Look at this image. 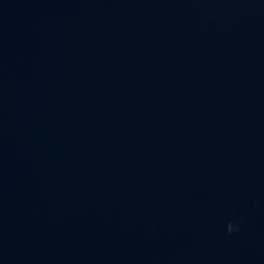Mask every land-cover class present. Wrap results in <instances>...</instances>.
Returning <instances> with one entry per match:
<instances>
[{"label":"water","instance_id":"95a60500","mask_svg":"<svg viewBox=\"0 0 264 264\" xmlns=\"http://www.w3.org/2000/svg\"><path fill=\"white\" fill-rule=\"evenodd\" d=\"M0 264H264V0H0Z\"/></svg>","mask_w":264,"mask_h":264},{"label":"clouds","instance_id":"9594fccd","mask_svg":"<svg viewBox=\"0 0 264 264\" xmlns=\"http://www.w3.org/2000/svg\"><path fill=\"white\" fill-rule=\"evenodd\" d=\"M239 228V225L235 222H231L228 231L231 233L233 231H237Z\"/></svg>","mask_w":264,"mask_h":264}]
</instances>
